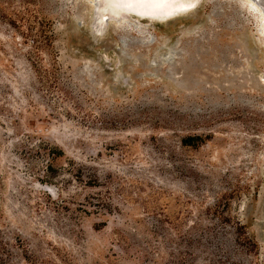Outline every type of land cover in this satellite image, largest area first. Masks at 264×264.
<instances>
[{
  "label": "rangeland",
  "instance_id": "rangeland-1",
  "mask_svg": "<svg viewBox=\"0 0 264 264\" xmlns=\"http://www.w3.org/2000/svg\"><path fill=\"white\" fill-rule=\"evenodd\" d=\"M93 1L0 0V264H264L258 13Z\"/></svg>",
  "mask_w": 264,
  "mask_h": 264
},
{
  "label": "bare ground",
  "instance_id": "bare-ground-1",
  "mask_svg": "<svg viewBox=\"0 0 264 264\" xmlns=\"http://www.w3.org/2000/svg\"><path fill=\"white\" fill-rule=\"evenodd\" d=\"M258 1H262L264 5V0ZM93 2V22L95 26L101 27L105 17L125 19L124 16L127 14H136L139 18L161 21L162 18L183 13L194 6L197 0H175V3L169 2L168 4L158 3L155 0H94ZM134 21L137 22V19L133 18ZM257 23L260 26L259 21ZM100 32L101 30L97 33ZM171 52L173 55L175 50L172 49Z\"/></svg>",
  "mask_w": 264,
  "mask_h": 264
},
{
  "label": "water",
  "instance_id": "water-1",
  "mask_svg": "<svg viewBox=\"0 0 264 264\" xmlns=\"http://www.w3.org/2000/svg\"><path fill=\"white\" fill-rule=\"evenodd\" d=\"M245 1L248 2V5L250 6V8L251 7L254 8V10L253 9H251V10L255 11L256 13H258L259 18H260V23H262V28L260 30H258V31L259 32H264V9H263V6H262L263 5V2L262 1H258V0H245ZM197 2H198V0H197ZM133 16L136 19H138V16L136 14H132V15L131 14H127V15L124 16L125 19H123V18H110V17H105L103 24L106 23L110 19H113V20H115L118 23H124V22H127V19L132 18ZM169 18H171V17H165V18H162L160 20L163 21V20H167ZM93 27H95L96 31H100L102 26L101 27L95 26L94 25V22H93Z\"/></svg>",
  "mask_w": 264,
  "mask_h": 264
},
{
  "label": "snow or ice",
  "instance_id": "snow-or-ice-1",
  "mask_svg": "<svg viewBox=\"0 0 264 264\" xmlns=\"http://www.w3.org/2000/svg\"><path fill=\"white\" fill-rule=\"evenodd\" d=\"M155 2L162 3V4H168L169 2L175 3V0H155Z\"/></svg>",
  "mask_w": 264,
  "mask_h": 264
}]
</instances>
